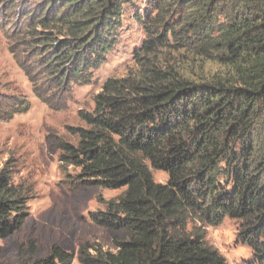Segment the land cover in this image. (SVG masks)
Returning <instances> with one entry per match:
<instances>
[{
  "label": "trees",
  "instance_id": "16d2710c",
  "mask_svg": "<svg viewBox=\"0 0 264 264\" xmlns=\"http://www.w3.org/2000/svg\"><path fill=\"white\" fill-rule=\"evenodd\" d=\"M132 1L0 0L34 95L55 109L72 84L95 83ZM145 13L137 68L79 112L85 127L68 128L77 144L57 142L70 187L124 189L89 218L127 237H113L116 251L55 246L24 264H228L206 231L227 218L252 250L241 264H264V0H149ZM34 198L10 162L0 167V240L22 228Z\"/></svg>",
  "mask_w": 264,
  "mask_h": 264
},
{
  "label": "rangeland",
  "instance_id": "374dc122",
  "mask_svg": "<svg viewBox=\"0 0 264 264\" xmlns=\"http://www.w3.org/2000/svg\"><path fill=\"white\" fill-rule=\"evenodd\" d=\"M149 0H133L125 8L119 40L109 53L107 62L95 73L90 86L71 85L61 104L51 109L33 93L27 72L12 54V38L8 18L0 19V167L10 162L17 184L31 186L35 196L29 202L30 216L14 235L0 240L2 264H24L46 257L53 247L78 252L81 245L99 243L116 251L113 237L126 239L125 231L95 225L90 213L104 210L105 201L117 199L124 191L99 186L75 189L65 183L58 162V140L77 144L68 128L85 127L81 110L94 108V96L103 83L122 78L137 68L135 55L147 39L144 25L136 15L146 16ZM177 18V16H175ZM147 24V23H146ZM29 104V111L23 108ZM70 174H76L69 168ZM157 183H166L167 173L152 170ZM239 225L230 219L217 227H207L208 243L217 249L228 264H241L252 258V250L237 237ZM35 242L37 253L30 257L29 244ZM73 264H81L76 257Z\"/></svg>",
  "mask_w": 264,
  "mask_h": 264
}]
</instances>
